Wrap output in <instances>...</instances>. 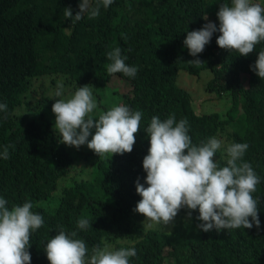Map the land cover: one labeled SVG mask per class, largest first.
<instances>
[{"label": "trees", "instance_id": "16d2710c", "mask_svg": "<svg viewBox=\"0 0 264 264\" xmlns=\"http://www.w3.org/2000/svg\"><path fill=\"white\" fill-rule=\"evenodd\" d=\"M222 2L114 0L99 16L72 23L64 8L71 7L75 15L79 0H0V101L8 105L0 113V146H11L10 158L0 159V195L9 207L31 200L33 211L44 217V226L31 237V264H49L43 251L47 239L60 226L77 230L80 218L92 223L78 231L89 255L94 247L109 244L135 247L132 264H264V179L253 194L261 201L260 229L202 232L196 228L198 213L193 211L187 222L182 209L178 224L164 232L134 211L140 199L135 181L143 183L146 175L142 160L149 143L143 130L152 116L186 118L195 144L212 136L225 146L247 142L244 160L264 178V78L250 70L264 42L239 56L219 48L216 33L198 54L202 64L191 63L195 58L183 45L187 31L218 23ZM116 46L128 57L126 63L138 67L134 79L107 72V53ZM180 72L208 74V92L230 104L225 117L197 110L198 100L178 84ZM123 82L128 87L120 92ZM59 84L64 97L91 84L95 116L120 103L141 110L132 151L111 157L59 143L46 117ZM216 159L225 164L226 153L221 150Z\"/></svg>", "mask_w": 264, "mask_h": 264}, {"label": "clouds", "instance_id": "9594fccd", "mask_svg": "<svg viewBox=\"0 0 264 264\" xmlns=\"http://www.w3.org/2000/svg\"><path fill=\"white\" fill-rule=\"evenodd\" d=\"M114 0H79L78 11L73 15L71 7L64 8V15L72 23L87 15H100ZM207 20V17H203ZM216 22H207L199 29L187 31L183 40L191 63L202 64L198 54L219 33V48L235 50L239 56H247L264 42V0H223L216 12ZM109 74L120 73L134 79L138 67L126 63L128 57L119 46L107 53ZM250 70L258 78H264V50L257 53ZM91 84L76 87L74 93L64 97L63 84L54 93L51 111L55 116L54 127L60 142L79 149L86 146L96 154L122 155L130 153L141 130L143 112L120 103L94 115L97 100ZM8 105L0 101V113H6ZM149 147L142 160L146 174L143 183L137 178L135 192L140 197L134 211L156 225L174 224L182 209L186 221L191 222L192 212L198 215L196 228L202 232H219L225 229H260L261 201L253 194L262 178L252 164L244 160L249 149L247 142L225 141L212 136L199 144L189 135L190 124L186 118L176 119L174 113L166 118L152 116L143 130ZM10 145L0 146V159L10 158ZM223 150L226 163L221 165L216 154ZM34 204L9 207V201L0 195V264H31V237L44 226V217L33 211ZM86 218L77 221V230L68 231L60 226L49 237L43 251L49 264H132L130 258L137 255L135 247L109 250L94 247L89 255L86 241L78 231L91 228Z\"/></svg>", "mask_w": 264, "mask_h": 264}, {"label": "rangeland", "instance_id": "374dc122", "mask_svg": "<svg viewBox=\"0 0 264 264\" xmlns=\"http://www.w3.org/2000/svg\"><path fill=\"white\" fill-rule=\"evenodd\" d=\"M209 79H210V76L206 74L205 72L201 73L199 77H193L185 72H180L179 78H178V84L181 88L188 91L189 94L196 99V101L198 100V102H196V105H195L197 110L202 111V112L216 111L220 113L223 117H225L226 111L229 109L230 104L229 102H227V99H225L226 97H223L224 101L221 102L220 100H215V97L211 95L210 92H208L207 82ZM37 85H39V83H37ZM127 87L128 85L124 84L123 82L122 86L117 88V90L121 92L123 91V88L126 89ZM207 99H211V100L207 101ZM198 103L200 105H197ZM46 117L50 118V120L54 123L55 116L51 110L46 112ZM178 222H179V218L176 217L174 224L156 225V224L151 223V227L155 229H159L164 232H169L171 230V227L173 225L178 224ZM113 247H115V245L109 246V244H106L104 248H107L109 250L111 248L112 250Z\"/></svg>", "mask_w": 264, "mask_h": 264}]
</instances>
